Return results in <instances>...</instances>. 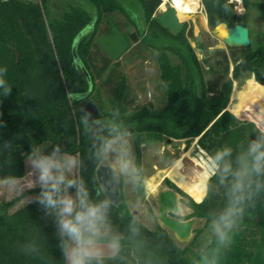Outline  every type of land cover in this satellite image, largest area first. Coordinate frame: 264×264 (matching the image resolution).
Wrapping results in <instances>:
<instances>
[{"label":"trees","instance_id":"trees-1","mask_svg":"<svg viewBox=\"0 0 264 264\" xmlns=\"http://www.w3.org/2000/svg\"><path fill=\"white\" fill-rule=\"evenodd\" d=\"M60 1L0 0V70H4V79L12 90L7 98L0 96V124L3 125L0 137L14 141L13 148L0 152V181L25 176L24 160L33 144L45 143L48 150L60 144L62 149L80 155L83 164L80 175L93 198H105L103 193L99 197L95 195L98 186L95 170L99 164L90 159L93 139L79 124V107L95 94L92 77L99 79L103 75H106L103 86L107 109L102 111V104L91 101L105 118L122 122L137 147L166 139L199 138L196 146L211 160L212 154L225 144L235 149L255 138L264 121V43L253 48L250 39L247 48L229 49L233 80L251 73L252 81L260 87L250 107L230 112L226 108L232 81L228 78L214 90L206 80L209 57L197 58L186 36L185 25L174 34L154 18L161 0H66L61 11L54 10L61 7ZM241 2L244 12L238 16L229 0H201L208 27L214 30L225 23L229 28L240 25L248 29L250 10H256L264 20V3ZM134 12L143 16L144 28L137 27L131 17ZM107 13H118L126 18L139 39L135 46L154 53L161 93L157 105L129 111L134 95L119 60L108 57L98 42L91 43L101 23L100 15ZM105 27L106 22L98 32L105 34ZM78 36L75 61L72 46ZM89 45L91 49L81 53V49ZM67 48L70 65L63 59ZM223 68L227 75L226 62ZM85 74L92 84L90 96L81 101L70 99L69 93L76 96L87 92ZM116 109L119 116L115 114ZM240 115L242 118L236 117ZM247 116L252 120H246ZM189 160V166L184 164L186 167L182 168L178 163L171 173L185 169L195 172L196 185L192 188L200 193L201 202H191L192 214L182 220L200 218L211 224L224 206L223 189L214 178L215 170L209 177L207 166L193 156ZM120 182V203L111 207L109 220L113 230L122 237L123 247L119 257L106 258L105 264H201L202 250L216 247L215 239L191 253L192 243L181 248L160 224L147 229L122 200ZM151 186L148 184V190ZM34 193H39V189L25 191L9 202L0 203V264H63L53 218L46 216L35 200L13 210ZM130 225H134L135 233L129 230ZM249 225L259 230L258 243L242 240ZM193 232L198 236L199 231ZM218 264H264V192L256 197L255 207L246 210L232 246L220 251Z\"/></svg>","mask_w":264,"mask_h":264},{"label":"clouds","instance_id":"clouds-1","mask_svg":"<svg viewBox=\"0 0 264 264\" xmlns=\"http://www.w3.org/2000/svg\"><path fill=\"white\" fill-rule=\"evenodd\" d=\"M11 91L4 79V70H0V96L7 98ZM69 98L82 99L71 93ZM115 114L120 115L119 109ZM79 124L93 139L90 159L107 165L110 174L108 180L95 188L96 197L106 192L107 185L121 179L135 183L138 169L124 124L105 118L98 110L93 115L83 107ZM13 145L14 141L0 137V152ZM27 165L33 178L28 188H39L35 202L46 216L53 218L63 264H105L106 257L120 256L122 237L113 230L109 220L114 202L107 195L104 199L93 198L80 175L83 164L78 153L62 149L60 144L52 145L50 150L33 144ZM210 167L215 170L217 185L223 189L225 203L211 221L216 247L202 250L201 264H218L220 251L232 246L246 210L255 207L256 197L264 192V121L255 138L235 149L230 144L218 148L211 156ZM5 183L12 190H20L15 177ZM177 212L179 215V210ZM129 230L136 232L134 225H130Z\"/></svg>","mask_w":264,"mask_h":264},{"label":"rangeland","instance_id":"rangeland-1","mask_svg":"<svg viewBox=\"0 0 264 264\" xmlns=\"http://www.w3.org/2000/svg\"><path fill=\"white\" fill-rule=\"evenodd\" d=\"M255 2H262L264 0H254ZM201 5V15H191L185 21L181 23L185 25V33L191 28L193 30V36L189 39L190 45L197 55L199 60L209 57V75H206V80L212 85L214 90H216L226 79L232 81V90L230 95L229 104L226 111L230 108V104H234L238 98L247 89V84L252 81L253 76L251 73H246L240 76L236 81L233 80L231 71L233 65L230 59L229 49L226 48L221 43H216L212 48H207L204 45V40L207 37L214 35V30H211L207 25V19L204 12L201 0H199ZM66 4V0L60 1L59 8H54V10L61 11L62 5ZM163 0H161V5ZM159 6L154 18L157 19L160 14L169 8V5H165L164 9ZM243 8V6H242ZM244 12V9H243ZM243 14V13H242ZM132 19L136 22L139 29L144 28L143 16L140 12H134L131 15ZM108 20H111L120 32L128 38L131 34L136 33L135 28L128 22L126 18L118 13H107L100 15V21L96 34L91 43H97L98 40L103 37L107 32V27L104 28L105 34L99 33V28L105 24ZM247 25L250 31V39L253 48L264 43V20L261 19L259 13L256 10H250L247 15ZM201 36L202 42L196 43L194 37ZM138 39V37H137ZM139 39L137 40V43ZM137 43L133 44L130 42L127 52L119 59L121 68L130 84L131 90L134 95V101L130 103L129 111H135L142 106H154L157 105L161 100V93L158 84V71L157 66L154 61V53L151 50H140L139 45L135 46ZM91 45L88 47H83L81 53L89 51ZM63 59L66 64L70 65V55L69 48L63 51ZM224 62L228 66V74H224ZM106 75L101 78L96 79L94 77L93 81L95 84V94L91 96V100H96L97 103L102 104V111L107 109L106 106V91L103 86V82ZM234 92V96L232 93ZM260 93V88L256 90L245 100L238 108V111L244 110L253 104ZM236 116L238 118H242ZM246 120H252L251 117H245ZM129 140L132 146V151L135 158V164L138 169V178L135 183L129 182L126 178L121 179L120 182V192L122 195V200L128 207V209L135 214L137 219L142 223L147 229H154L155 224L158 223V212H157V194L161 191L172 189L166 183L167 180L171 185L175 186L178 193V202L180 208V214H172L173 218L177 220H182L189 218L192 214V210L189 208V204L194 200L197 203L201 202V197L199 192H195L192 188L195 184L197 175L195 172L190 173L187 169L180 172H174L165 175L171 166H173L178 160L182 168L186 165L189 166V158L191 156L198 159L202 164L207 166V171L209 175L214 169L210 167L211 162L206 159L205 156H201L198 149L196 148L193 152L189 150L192 147L193 140L189 141H177L172 139L162 140L152 144H144L140 147L135 145V142L129 136ZM169 140V143L167 142ZM40 146L45 147L47 144L42 143ZM27 158V157H26ZM194 160V159H193ZM99 166H107L100 165ZM202 172V171H201ZM203 176V175H202ZM163 177L166 178L163 180ZM169 178V179H168ZM160 179L163 181L155 187L151 192L148 190V184H156ZM180 188H178L174 183ZM189 194L191 196H189ZM192 198V199H191ZM194 220L193 231H199L198 236L193 232L192 238L187 244H179L181 248L192 243L190 247V252L194 253L200 249L205 248L211 244L216 238L212 233L211 224H205L203 219L191 218ZM184 221V220H182ZM255 226H248L243 234V239L254 240L258 243L259 233ZM169 232V231H168ZM170 233V232H169ZM171 234V233H170ZM172 235V234H171ZM255 252V249H254ZM255 263V262H254Z\"/></svg>","mask_w":264,"mask_h":264},{"label":"water","instance_id":"water-1","mask_svg":"<svg viewBox=\"0 0 264 264\" xmlns=\"http://www.w3.org/2000/svg\"><path fill=\"white\" fill-rule=\"evenodd\" d=\"M157 21L160 25L174 34L179 33L183 28V24L177 19L176 11L170 6L166 11L160 14ZM106 25L108 27V32L98 40V46L113 61H117L127 52L130 42L133 44L137 43V35L133 33L126 38L111 20H108ZM90 28L91 26H89L87 30ZM186 36L187 38L193 36V30L191 28L187 31ZM78 38L79 36L74 40L72 46V53L75 61V46ZM194 39L196 43H201L203 40L201 36H196ZM217 42L228 49L247 48L250 45L249 30L240 25L229 28L225 23H221L214 29V35L204 40V45L207 48H212ZM87 84V92L76 95L82 97V99H76L77 101L84 100L90 96L92 84L88 76ZM82 107L91 111L93 115H95L98 110L91 100L83 103L79 107V112ZM167 142L169 143V140ZM109 175L108 166H98L95 170L97 184L99 185L101 182L108 180ZM102 193L104 196L107 195L113 200V206L116 207L119 205L120 194L118 182L107 185L106 192ZM177 210L180 212L177 192L168 189L157 194V212L160 226L169 231L176 242L179 244H187L192 238L194 220L189 219L181 222L171 217L170 215L172 214H178Z\"/></svg>","mask_w":264,"mask_h":264},{"label":"crops","instance_id":"crops-1","mask_svg":"<svg viewBox=\"0 0 264 264\" xmlns=\"http://www.w3.org/2000/svg\"><path fill=\"white\" fill-rule=\"evenodd\" d=\"M257 88H260L259 86ZM231 105V104H230ZM232 106V105H231ZM230 106V107H231ZM199 138H196L193 140V143H192V147L189 149V150H195L196 148L198 149L199 153L201 156H205L206 159L208 161L211 162V160L207 157V155L202 151L200 150L197 146H196V143L198 141ZM192 152V151H191ZM178 162L179 160L173 165L171 166L167 171H165V175H168L170 174V172L178 165ZM24 166H25V171H26V174L23 178L21 179H18L19 181V186H20V190L17 191V190H12L10 189L7 184L5 183V181H0V203L1 202H9L11 200H13L14 198L18 197L21 193L25 192V191H30V190H34V189H39L38 187L36 188H28V185L29 183L32 181V176L30 175V170H29V167L27 165V158L24 160ZM214 173V170L211 171L209 177ZM166 179L163 177V180ZM169 179V178H168ZM162 179H160L155 185L153 184L150 188V191H152L157 185H159L162 181ZM174 183V182H173ZM175 184V183H174ZM176 185V184H175ZM177 186V185H176ZM206 186H207V183H206ZM178 187V186H177ZM179 188V187H178ZM180 189V188H179ZM38 195V193H34L26 198H24L23 200H21L14 208L13 210L19 208L20 206H23L25 204H28L32 201L35 200L36 196ZM189 196H191L189 194ZM192 199V198H191ZM204 199V198H203ZM194 203H197L195 202L194 200H192ZM205 223V222H204ZM206 224V223H205ZM193 233V231H192ZM106 258H111V257H106Z\"/></svg>","mask_w":264,"mask_h":264},{"label":"bare ground","instance_id":"bare-ground-1","mask_svg":"<svg viewBox=\"0 0 264 264\" xmlns=\"http://www.w3.org/2000/svg\"><path fill=\"white\" fill-rule=\"evenodd\" d=\"M165 5H169L176 11L177 19L180 22L185 21L191 15H201V17H204L201 13V5L199 0H163V4L161 5L162 10L164 9ZM257 87V84H255L253 81H250L247 84V89L234 104L231 103L232 106L228 109V111L235 112L239 106L249 98V96L256 90ZM232 96H234V92L232 93Z\"/></svg>","mask_w":264,"mask_h":264},{"label":"built area","instance_id":"built-area-1","mask_svg":"<svg viewBox=\"0 0 264 264\" xmlns=\"http://www.w3.org/2000/svg\"><path fill=\"white\" fill-rule=\"evenodd\" d=\"M229 3L233 4L234 12L236 15L240 16L243 13L241 0H229Z\"/></svg>","mask_w":264,"mask_h":264},{"label":"flooded vegetation","instance_id":"flooded-vegetation-1","mask_svg":"<svg viewBox=\"0 0 264 264\" xmlns=\"http://www.w3.org/2000/svg\"><path fill=\"white\" fill-rule=\"evenodd\" d=\"M170 190H174V189H170ZM175 191V190H174ZM176 192V191H175Z\"/></svg>","mask_w":264,"mask_h":264}]
</instances>
